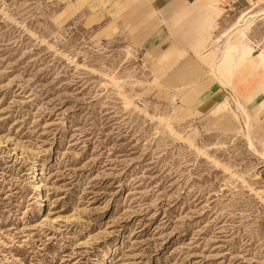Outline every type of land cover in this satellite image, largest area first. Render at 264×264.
Segmentation results:
<instances>
[{"label": "rangeland", "instance_id": "rangeland-1", "mask_svg": "<svg viewBox=\"0 0 264 264\" xmlns=\"http://www.w3.org/2000/svg\"><path fill=\"white\" fill-rule=\"evenodd\" d=\"M238 3L228 81L248 36L264 47V0ZM189 16L0 0V264H264V139L235 86L199 109L204 89L174 88L204 68L181 56L205 28Z\"/></svg>", "mask_w": 264, "mask_h": 264}, {"label": "crops", "instance_id": "crops-1", "mask_svg": "<svg viewBox=\"0 0 264 264\" xmlns=\"http://www.w3.org/2000/svg\"><path fill=\"white\" fill-rule=\"evenodd\" d=\"M224 1L226 0H147L160 25L171 26L172 22L177 20L181 15H190L189 21L192 25L195 22L198 23V16H202V20L206 22L203 23L205 28L200 31L201 35L196 42H193L192 48L191 46H184L181 47L183 49H180L182 52L181 56L184 59H191L190 63L192 64L196 60L204 68L201 67L199 69V76L196 80H183L182 84L174 86V88L191 89L195 87L197 89H204L196 104H191L192 109H199L209 101L216 100V97L224 90H231L235 86L241 92L244 107L249 115L253 136H256L259 140H263L264 67L259 63V56L264 47L261 43H258L259 41L248 36L250 42L254 45V50L242 64L233 70V76L229 81V77H226V74L219 69L220 67L215 66L219 61L221 51L228 42L237 36L238 39L245 41L240 35L242 33L237 31L238 26L235 25L238 18L231 26L225 28V25H227L226 16L229 15L227 12L239 9L240 4L238 0H230V2L226 3ZM251 7L253 5L246 9L249 12H254L255 7L253 10L250 9ZM234 30L236 31L233 34ZM173 44L174 48L178 49L179 41L176 35L174 36ZM261 172L264 173V164L261 166Z\"/></svg>", "mask_w": 264, "mask_h": 264}, {"label": "bare ground", "instance_id": "bare-ground-1", "mask_svg": "<svg viewBox=\"0 0 264 264\" xmlns=\"http://www.w3.org/2000/svg\"><path fill=\"white\" fill-rule=\"evenodd\" d=\"M251 10H253V7L250 8ZM254 15V12H250V13H243L239 18L238 20L236 21V24L238 27H237V31H240V33H243L244 32V29L250 24V18H252ZM248 16V18H247ZM234 25V26H235ZM233 28V27H231ZM231 30V29H230ZM236 30H234L233 34L235 33ZM239 35V34H238ZM224 53V52H223ZM238 101V99H237ZM240 102V101H239ZM237 104V103H236ZM238 105V104H237ZM240 107H242V110L243 111H246L245 107H243L241 105V103H239ZM240 109V108H239ZM252 142V141H251ZM253 143V142H252ZM251 143V146H253V144ZM254 147V146H253ZM255 148V147H254ZM261 154V153H260ZM264 158V155L262 156ZM42 172V171H41ZM40 174V173H39ZM36 179H39L36 184H37V187L38 188H42V181L40 179V177H37Z\"/></svg>", "mask_w": 264, "mask_h": 264}]
</instances>
